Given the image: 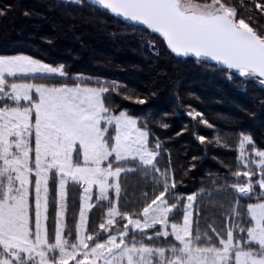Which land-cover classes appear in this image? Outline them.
<instances>
[{
  "label": "snow or ice",
  "instance_id": "1",
  "mask_svg": "<svg viewBox=\"0 0 264 264\" xmlns=\"http://www.w3.org/2000/svg\"><path fill=\"white\" fill-rule=\"evenodd\" d=\"M89 5L158 33L178 58L214 64L264 87V29L252 26L251 15L244 18L253 10L243 4L238 9L231 0H89ZM255 8L264 14V4ZM57 77L70 78L63 65L0 55V264H264V150L255 148L250 135L241 134L238 158L248 170L231 173L245 182L228 184L225 178L216 188L221 178L211 180L217 193L234 195L224 229L211 228L210 235L194 228L197 193L173 195L176 181L170 169L159 167L163 145L159 138L150 140L148 120L106 102L126 86L82 76L75 79L84 83L72 86L34 82ZM246 145H252L251 155ZM138 172H151L162 190L141 210L122 212V174ZM70 184L83 192L73 240V230L65 231ZM253 197L257 202L241 209L240 200ZM105 202L104 219L90 232L88 214ZM177 215L182 222L170 220ZM117 218L126 221L122 228L114 227Z\"/></svg>",
  "mask_w": 264,
  "mask_h": 264
},
{
  "label": "trees",
  "instance_id": "2",
  "mask_svg": "<svg viewBox=\"0 0 264 264\" xmlns=\"http://www.w3.org/2000/svg\"><path fill=\"white\" fill-rule=\"evenodd\" d=\"M231 2L238 9L241 4L252 9L244 12V18L247 20L251 15L255 21L252 26L264 29V14L255 8L256 3L264 4V0ZM83 4L81 7L77 0H0V55L24 54L54 67L63 65L70 77L36 83L72 86L84 83L75 79L82 76L126 86L127 91L121 88L113 92L106 102L117 112L127 110L130 115L148 120L150 140L159 138L163 145L159 167L162 171L170 169L176 181L173 195L186 197L197 193L194 228L210 235L211 228L223 230L234 193L231 190L217 193L211 180L221 178L216 188L222 186L225 178L228 184L245 182L244 178L231 176L244 171L238 163L241 134L250 135L255 146L264 150V87L238 74L218 71L214 64L178 58L170 53L163 37L145 26L133 27L132 23L106 14L99 6H90L86 0ZM126 95L131 99H125ZM138 100L145 103L139 104ZM189 112L201 115L189 116ZM201 136L205 137L203 142ZM121 185L122 212L141 210L145 202L162 190L151 172L127 177L122 174ZM255 190L260 192L258 186ZM81 193L79 187L69 185L66 218L73 230L71 240L82 204ZM93 201L96 202V195ZM254 202L255 197L242 198L241 209ZM106 209L107 203L102 210L99 207L91 210L90 232L98 229ZM48 214L51 235L55 214L51 204ZM170 220L182 222V216ZM124 223L119 219L114 227L122 228ZM172 241L174 238L169 242Z\"/></svg>",
  "mask_w": 264,
  "mask_h": 264
},
{
  "label": "rangeland",
  "instance_id": "3",
  "mask_svg": "<svg viewBox=\"0 0 264 264\" xmlns=\"http://www.w3.org/2000/svg\"><path fill=\"white\" fill-rule=\"evenodd\" d=\"M19 55H22V54H19ZM24 55V54H23ZM29 56V55H28ZM35 59V58H34ZM43 62V61H42ZM44 63H46V62H44ZM48 64V63H47ZM257 82H259V81H257ZM260 83V82H259ZM261 84V83H260ZM195 117H197V116H195ZM251 148H253L252 147V145H246L245 146V151L249 154V155H251L252 153H253V151H254V149H251ZM255 148L256 149H258L256 146H255ZM260 150V149H259ZM240 156V155H239ZM244 168V171H247L248 169L247 168H245V167H243ZM254 172H257V175L256 176H258V170L256 169V168H253L252 169ZM243 171V172H244ZM255 176V177H256ZM259 178V177H258ZM257 178V179H258ZM257 179H254V181L255 180H257ZM81 189V188H80ZM81 192H82V189H81ZM82 195H83V192L81 193V196H80V202L82 203V200H81V197H82ZM94 195H98V188H93V196ZM110 196L114 199V194H112V193H110ZM97 202V201H96ZM96 202H94L93 200L91 201V203H93V204H96ZM68 203H69V195H68V198H67V209H68ZM105 203H107V202H105ZM118 207H119V205H118ZM106 211H107V209H106ZM106 211H105V213H106ZM90 214H91V211L89 212V214H88V217H90ZM105 215V214H104ZM67 210H66V213H65V222H66V230L65 231H67L68 229H69V226H68V224H67ZM135 218V217H134ZM78 219H79V216H78ZM104 219V218H103ZM120 218H117V220H119ZM77 223H78V221H77ZM125 223H126V221H125ZM131 227V226H130ZM130 235H131V233H130ZM149 235H151V234H149ZM139 238V237H138ZM69 239L71 240V238L69 237ZM68 264H74V262L73 261H71V260H69V262H68Z\"/></svg>",
  "mask_w": 264,
  "mask_h": 264
},
{
  "label": "water",
  "instance_id": "4",
  "mask_svg": "<svg viewBox=\"0 0 264 264\" xmlns=\"http://www.w3.org/2000/svg\"><path fill=\"white\" fill-rule=\"evenodd\" d=\"M86 1H88L89 2V0H86ZM122 20H123V18H121ZM125 21V20H124ZM126 22H129V23H133V22H131V21H126ZM143 26V25H142ZM146 27V26H145ZM156 34H158V33H156ZM159 35V34H158Z\"/></svg>",
  "mask_w": 264,
  "mask_h": 264
}]
</instances>
